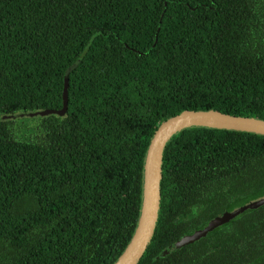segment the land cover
<instances>
[{
    "label": "trees",
    "instance_id": "1",
    "mask_svg": "<svg viewBox=\"0 0 264 264\" xmlns=\"http://www.w3.org/2000/svg\"><path fill=\"white\" fill-rule=\"evenodd\" d=\"M0 264H113L137 223L144 155L185 110L264 120V0H0ZM156 38V43L153 48ZM264 136L189 128L166 145L138 264H264Z\"/></svg>",
    "mask_w": 264,
    "mask_h": 264
},
{
    "label": "water",
    "instance_id": "2",
    "mask_svg": "<svg viewBox=\"0 0 264 264\" xmlns=\"http://www.w3.org/2000/svg\"><path fill=\"white\" fill-rule=\"evenodd\" d=\"M100 33L97 32L88 40L84 50L76 61L71 64L64 73L62 107L59 110H37L35 112H16L13 115H1L0 122L17 118H46L56 116L64 118L68 107L69 74L81 63L86 56L94 39ZM156 43V38L154 47ZM189 128H207L255 134L264 136V120L253 117H240L224 114L215 110H185L178 115L168 117L155 130L150 139L142 165L141 199L138 220L134 232L119 257L113 264H138L145 253L154 235L160 209V182L162 179V158L167 143L178 133ZM264 205V199L250 204H245L233 212H224L221 216L211 219L207 226L195 231L191 235H185L179 240L165 247V252L171 254L181 247L191 244L210 231L229 222L231 219L249 209H255Z\"/></svg>",
    "mask_w": 264,
    "mask_h": 264
},
{
    "label": "flooded vegetation",
    "instance_id": "3",
    "mask_svg": "<svg viewBox=\"0 0 264 264\" xmlns=\"http://www.w3.org/2000/svg\"><path fill=\"white\" fill-rule=\"evenodd\" d=\"M236 210H237V209H236ZM234 211H235V210H234ZM225 212H226V211H225ZM223 213H224V212H223ZM221 215H222V213H221L220 215L216 216V217H219V216H221ZM216 217H215V218H216Z\"/></svg>",
    "mask_w": 264,
    "mask_h": 264
}]
</instances>
